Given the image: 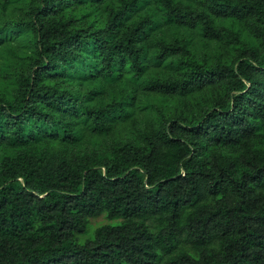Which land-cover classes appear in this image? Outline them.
Returning <instances> with one entry per match:
<instances>
[{"label":"trees","instance_id":"1","mask_svg":"<svg viewBox=\"0 0 264 264\" xmlns=\"http://www.w3.org/2000/svg\"><path fill=\"white\" fill-rule=\"evenodd\" d=\"M0 264H264V0H0Z\"/></svg>","mask_w":264,"mask_h":264},{"label":"rangeland","instance_id":"2","mask_svg":"<svg viewBox=\"0 0 264 264\" xmlns=\"http://www.w3.org/2000/svg\"><path fill=\"white\" fill-rule=\"evenodd\" d=\"M16 4V3H15ZM10 14V13H9ZM223 25L225 26H230L231 24L229 23V21H224L223 22ZM243 31L246 32V30L244 29L243 27ZM178 34H180V32L178 31ZM170 35V33H169ZM186 36L189 38V40L192 42V49L193 51L195 52V54H200V52L202 51L203 47L205 48L206 51H209V54L210 55H215V54H218V55H224L226 56L227 53H230V48L228 47H221V46H218L217 48L214 47V49H210L209 50V47L210 45H206L203 43L202 39L203 38L199 32H195V31H187L186 32ZM244 36V39H249L247 38L244 34L242 35ZM225 58V57H224ZM6 85V84H5Z\"/></svg>","mask_w":264,"mask_h":264}]
</instances>
